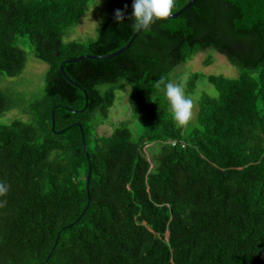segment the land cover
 <instances>
[{
	"label": "trees",
	"instance_id": "trees-1",
	"mask_svg": "<svg viewBox=\"0 0 264 264\" xmlns=\"http://www.w3.org/2000/svg\"><path fill=\"white\" fill-rule=\"evenodd\" d=\"M96 1L0 0V117L18 109L26 119L0 126V264H264V0H195L117 57L64 64L77 88L60 63L115 52L135 32L133 0H100L95 38L69 40ZM19 38L47 67L34 96L5 80L25 69ZM206 50L238 76L191 74L186 94L205 80L217 95L201 93L179 126L155 82ZM81 89L86 108L73 114L66 109L85 104ZM127 90L130 119L100 136ZM133 119L145 125L136 139ZM152 144L157 154L147 153Z\"/></svg>",
	"mask_w": 264,
	"mask_h": 264
},
{
	"label": "rangeland",
	"instance_id": "rangeland-1",
	"mask_svg": "<svg viewBox=\"0 0 264 264\" xmlns=\"http://www.w3.org/2000/svg\"><path fill=\"white\" fill-rule=\"evenodd\" d=\"M105 2L96 1L91 6H89L83 15V17L78 22V25L72 32L69 33V40H78L81 42H86L88 38H95L96 30L104 20L105 11L107 9ZM66 41V40H65ZM17 45L25 53L26 56V65L25 69L22 72V75L15 78L5 79L11 85L21 86L25 91V94L34 96L40 94L41 90L37 89L41 87V80L47 69L46 65L37 61L33 54L30 52L27 43L24 38H19L17 40ZM211 59V65L204 66L203 62L207 59ZM199 74L205 77L207 76H218L222 75L228 78H236L239 71L229 65L227 61L219 54L212 50H206L204 52L198 53L191 60L187 61L185 65H180L174 69L170 74V80L172 82H179L184 85L185 81L191 74ZM43 87V86H42ZM40 90V91H39ZM34 93V94H33ZM205 93L210 97H216L217 93L214 88L208 84L205 80H199L196 83V91L193 96H190L193 99V118L196 113L197 107L196 102L198 101L200 94ZM28 95L26 98H28ZM127 95L128 90L123 92L116 93V99L113 106L109 109V114L107 121L103 126H100L97 129V133L100 136H108L113 127L120 121H126L130 119V111L127 105ZM192 118V119H193ZM20 119L25 121L26 119L22 116L21 112L18 109L10 110L0 117V126L8 125L12 120ZM128 124V128L132 132L133 139H136L137 135L144 129L145 125L142 119H133ZM148 154H157L159 151V144L149 145L147 148Z\"/></svg>",
	"mask_w": 264,
	"mask_h": 264
},
{
	"label": "clouds",
	"instance_id": "clouds-1",
	"mask_svg": "<svg viewBox=\"0 0 264 264\" xmlns=\"http://www.w3.org/2000/svg\"><path fill=\"white\" fill-rule=\"evenodd\" d=\"M177 0H133L131 8L132 27L135 31L150 29L158 21L171 17L176 10ZM127 6H125L126 11ZM115 20L121 22L124 12L117 9ZM164 85V96L170 106L174 121L179 126L187 125L193 118V99L185 94L182 83L163 80L155 82L156 87ZM6 189L0 185V194Z\"/></svg>",
	"mask_w": 264,
	"mask_h": 264
},
{
	"label": "water",
	"instance_id": "water-1",
	"mask_svg": "<svg viewBox=\"0 0 264 264\" xmlns=\"http://www.w3.org/2000/svg\"><path fill=\"white\" fill-rule=\"evenodd\" d=\"M194 1H195V0H189V1H188L183 7H181L178 11L174 12V14H173L171 17H169L168 19H175V18H177L178 16H180L183 12H185L187 9H189V8L193 5ZM140 32H141V31H135V32L132 34V36L130 37V39L128 40V42H127L123 47H121V48L118 49L117 51L112 52V53H110V54L103 55V56H99V57H94V56H88V55H85V56L77 57V58H75V59H73V60H67V61H64V62L60 63L58 69H59V73H60L61 77H62L67 83H69L71 86H74V87H77V88H78V86H77L75 83H73V82H72V81L66 76V74L64 73V70H63V65H64V64L80 62V61H82V60H84V59H90V60H109V59H112V58H114V57H117L118 55L122 54L123 52H125V51L130 47L131 43L134 41V39L137 37V35H138ZM81 91H82L83 96H84V102H85L84 107H83L82 109H80V110H70V109H66V110H68L69 112H71V113H73V114H80V113H82V112L84 111V109L86 108V104H87V101H88V97H87V94H86V92H85L84 90L81 89ZM55 109H56V107H54V108L52 109L51 114H50V119H51V129H53V125H54V110H55ZM79 129H80V135H81L82 148H83V151H84V154H85L86 158H88L87 150H86V147H85L84 138H83V134H82V130H81L80 127H79ZM55 133H56V134H59V133H61V131H60V132H55ZM89 175H90V168L88 169L87 177H86V187H85L86 193H88ZM88 201H89V200H88ZM87 207H88V202H87L86 207H85L84 210L82 211L81 215H83V213L86 211ZM81 215H80L79 217H77V219H76L71 225H74L76 222H78L79 219H80V217H81ZM71 225H70V226H71ZM60 232H61V231H60ZM60 232L57 233V236H56V238H55V241H54L53 247H52V249H51V251H50V253H49V256H50V254L52 253L54 247L56 246V243H57V240H58V237H59Z\"/></svg>",
	"mask_w": 264,
	"mask_h": 264
},
{
	"label": "built area",
	"instance_id": "built-area-1",
	"mask_svg": "<svg viewBox=\"0 0 264 264\" xmlns=\"http://www.w3.org/2000/svg\"><path fill=\"white\" fill-rule=\"evenodd\" d=\"M172 145H173V143H172Z\"/></svg>",
	"mask_w": 264,
	"mask_h": 264
}]
</instances>
